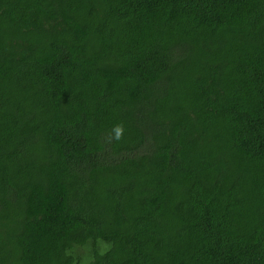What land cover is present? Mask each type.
<instances>
[{"label":"trees","instance_id":"trees-1","mask_svg":"<svg viewBox=\"0 0 264 264\" xmlns=\"http://www.w3.org/2000/svg\"><path fill=\"white\" fill-rule=\"evenodd\" d=\"M0 264H264V0H0Z\"/></svg>","mask_w":264,"mask_h":264},{"label":"clouds","instance_id":"clouds-1","mask_svg":"<svg viewBox=\"0 0 264 264\" xmlns=\"http://www.w3.org/2000/svg\"><path fill=\"white\" fill-rule=\"evenodd\" d=\"M124 131L125 129L123 124L114 125L110 139L121 140L123 138Z\"/></svg>","mask_w":264,"mask_h":264}]
</instances>
